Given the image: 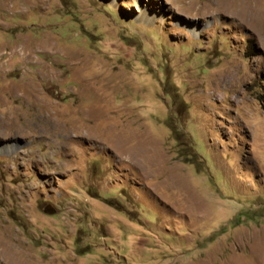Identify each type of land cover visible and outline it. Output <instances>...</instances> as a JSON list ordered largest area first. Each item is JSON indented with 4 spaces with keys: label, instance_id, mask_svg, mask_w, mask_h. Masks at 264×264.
Wrapping results in <instances>:
<instances>
[{
    "label": "rangeland",
    "instance_id": "374dc122",
    "mask_svg": "<svg viewBox=\"0 0 264 264\" xmlns=\"http://www.w3.org/2000/svg\"><path fill=\"white\" fill-rule=\"evenodd\" d=\"M0 264H264V0H0Z\"/></svg>",
    "mask_w": 264,
    "mask_h": 264
},
{
    "label": "water",
    "instance_id": "95a60500",
    "mask_svg": "<svg viewBox=\"0 0 264 264\" xmlns=\"http://www.w3.org/2000/svg\"><path fill=\"white\" fill-rule=\"evenodd\" d=\"M56 210L54 208H52L51 206H48L46 209H45V213L46 214H49V215H53L55 214Z\"/></svg>",
    "mask_w": 264,
    "mask_h": 264
},
{
    "label": "trees",
    "instance_id": "16d2710c",
    "mask_svg": "<svg viewBox=\"0 0 264 264\" xmlns=\"http://www.w3.org/2000/svg\"><path fill=\"white\" fill-rule=\"evenodd\" d=\"M110 203V202H109Z\"/></svg>",
    "mask_w": 264,
    "mask_h": 264
}]
</instances>
